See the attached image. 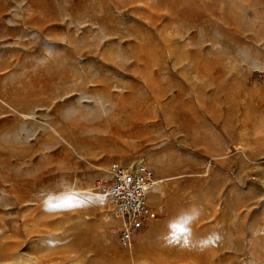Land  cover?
Listing matches in <instances>:
<instances>
[{
  "label": "rangeland",
  "instance_id": "374dc122",
  "mask_svg": "<svg viewBox=\"0 0 264 264\" xmlns=\"http://www.w3.org/2000/svg\"><path fill=\"white\" fill-rule=\"evenodd\" d=\"M0 8V264H264V0ZM138 163L124 248L96 184Z\"/></svg>",
  "mask_w": 264,
  "mask_h": 264
},
{
  "label": "built area",
  "instance_id": "2783aa9c",
  "mask_svg": "<svg viewBox=\"0 0 264 264\" xmlns=\"http://www.w3.org/2000/svg\"><path fill=\"white\" fill-rule=\"evenodd\" d=\"M110 173V180L97 181L96 187L110 198L113 214L121 222L118 241L127 248L144 224L158 217L149 201V192L154 189L157 180L151 168L144 163L129 167L114 164Z\"/></svg>",
  "mask_w": 264,
  "mask_h": 264
},
{
  "label": "crops",
  "instance_id": "0c3cea01",
  "mask_svg": "<svg viewBox=\"0 0 264 264\" xmlns=\"http://www.w3.org/2000/svg\"><path fill=\"white\" fill-rule=\"evenodd\" d=\"M9 4V0H0V6L1 5H8ZM2 18V14H1V8H0V19Z\"/></svg>",
  "mask_w": 264,
  "mask_h": 264
}]
</instances>
